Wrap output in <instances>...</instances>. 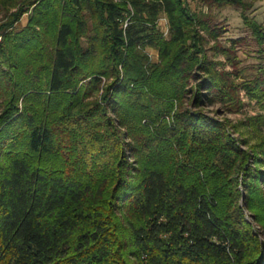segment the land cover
<instances>
[{
  "label": "trees",
  "instance_id": "trees-1",
  "mask_svg": "<svg viewBox=\"0 0 264 264\" xmlns=\"http://www.w3.org/2000/svg\"><path fill=\"white\" fill-rule=\"evenodd\" d=\"M196 1L0 0V264H264V24Z\"/></svg>",
  "mask_w": 264,
  "mask_h": 264
},
{
  "label": "rangeland",
  "instance_id": "rangeland-1",
  "mask_svg": "<svg viewBox=\"0 0 264 264\" xmlns=\"http://www.w3.org/2000/svg\"><path fill=\"white\" fill-rule=\"evenodd\" d=\"M253 2V7L247 11L248 15L251 17L256 18L259 22L264 24V0H248ZM189 2L190 7L193 10H198L202 8L203 10H207V6L201 1L196 0H187ZM213 11L216 14L217 21L220 22V25L225 27V31L221 36V40L229 44L230 39H235L239 37H246L247 42L243 45L239 46L238 55L242 60L241 66L246 67L247 73H252L253 69L251 68L255 63L260 61V58L256 56L257 46L253 41H251V32L248 30L246 25L243 22V18L241 16V9L235 6H225L223 8L218 9L217 7H213ZM166 19L167 17L163 15ZM28 20V15L25 14L21 20L22 24H25ZM168 24V19H167ZM160 30L163 33V37L168 38L170 36L169 33V24L165 25V20H161L160 23ZM211 40L210 43H212ZM147 52L150 56L152 62L160 61L159 52L157 49L154 48H147ZM229 67V65H227ZM200 82L202 79L199 80ZM198 84V81L191 82L188 88L193 89ZM195 92L192 90L187 95H185L184 105L190 107L192 112L196 113L197 111L201 110L205 115L209 116L210 118L218 121H224L227 123V131L235 138L240 139L242 136L238 130L234 128V124L238 123L240 119H244V113L241 112H232L225 110L220 104H208V105H201L195 106L191 103L192 98ZM179 102L175 100V107L174 110L170 115H165L166 119L171 123L172 117H174V111L177 109ZM246 111L247 114H254L255 111H258V107L256 105L249 104L246 102ZM241 148L247 149L248 146L239 143ZM243 177L242 174L239 175V179L241 180ZM242 188V186H240ZM248 220L254 224L255 227H258L256 223L253 222L252 218L248 216Z\"/></svg>",
  "mask_w": 264,
  "mask_h": 264
},
{
  "label": "built area",
  "instance_id": "built-area-1",
  "mask_svg": "<svg viewBox=\"0 0 264 264\" xmlns=\"http://www.w3.org/2000/svg\"><path fill=\"white\" fill-rule=\"evenodd\" d=\"M161 20H165V25H168V24H167V19H166L164 16H162V17L159 18V23H160ZM127 23H128V20H126V21L124 22V25H127Z\"/></svg>",
  "mask_w": 264,
  "mask_h": 264
}]
</instances>
